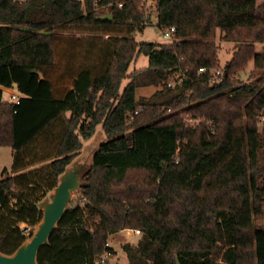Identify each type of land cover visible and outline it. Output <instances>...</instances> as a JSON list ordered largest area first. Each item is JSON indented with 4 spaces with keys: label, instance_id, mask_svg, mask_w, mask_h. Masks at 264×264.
Returning <instances> with one entry per match:
<instances>
[{
    "label": "trees",
    "instance_id": "16d2710c",
    "mask_svg": "<svg viewBox=\"0 0 264 264\" xmlns=\"http://www.w3.org/2000/svg\"><path fill=\"white\" fill-rule=\"evenodd\" d=\"M155 2L157 26L175 27L169 44L131 35L145 26L140 0H0V146L13 151L0 179L1 253L33 234L39 203L100 130L104 140L37 264H94L115 253L108 238L125 229L141 233L122 246L126 264H264L256 224L264 214V15L257 0ZM107 5L108 18L98 10ZM87 25L130 27L108 38L99 75L55 32ZM219 34L236 47L217 84L198 69L219 67ZM141 54L147 65L129 72ZM250 61L252 79L241 82ZM178 70L182 82L167 86ZM150 85L162 88L137 96ZM3 88L16 90L18 103ZM187 115L200 123L186 126ZM58 119L64 129L38 180L25 149Z\"/></svg>",
    "mask_w": 264,
    "mask_h": 264
},
{
    "label": "rangeland",
    "instance_id": "374dc122",
    "mask_svg": "<svg viewBox=\"0 0 264 264\" xmlns=\"http://www.w3.org/2000/svg\"><path fill=\"white\" fill-rule=\"evenodd\" d=\"M142 3V9L145 12V26L138 31L133 32L131 35L137 42H151L156 44H169L171 40L165 39L162 36L161 28L157 26L156 20V8L155 0H140ZM258 13H264V0H258ZM108 6H98L99 11L103 13V17L108 18L110 13L107 11ZM58 28L55 32L56 34H61L67 39V49H71L73 54L77 55L78 61L83 65H87L92 69L94 74H101L105 65L109 62L111 48L109 49L108 38L121 37L129 35L130 27H115L112 25H87V26H77L68 29ZM216 42L218 44V58L220 67L222 68L231 58L233 51L235 50L236 43L233 41L223 40L219 34ZM88 48L83 50L85 46ZM262 44L256 43L255 48L257 52L262 50ZM106 51V52H105ZM148 63L147 56L141 54L135 62H132L129 66V72L133 70L141 69ZM80 66V65H79ZM77 68V67H76ZM253 68V61L248 63V66L239 72V79L241 82H249L251 77V70ZM125 80L124 82H126ZM162 88V85H150L146 87H141L137 89V96L150 97L156 90ZM17 96L16 90H8L5 92L4 99H9V94ZM194 123L195 120H192ZM64 129V124L62 119L56 120L52 126L47 130L43 131L37 136V138L26 147L25 158L28 164V169L33 172V177L40 180L41 176L48 170V164L51 160L49 157L55 151L58 139L61 132ZM104 140V136L100 130H97L95 134L83 142V147L79 151L78 155L69 165L82 164L83 171L89 166L91 153L97 147V145ZM12 149L9 146H0V179L2 178L3 169L10 171L12 166ZM48 192L46 198L49 197ZM76 193V192H75ZM74 198V197H72ZM71 201V200H70ZM256 224H262L264 226V219L258 218ZM36 228V226H35ZM34 228V230H35ZM34 233V231H33ZM140 234L133 235L127 233V231L115 233L110 235L108 238L109 244L114 246L115 253H113L109 258V264H126L127 256L122 250V246L125 243L135 244ZM31 237V236H30ZM28 237V239L30 238Z\"/></svg>",
    "mask_w": 264,
    "mask_h": 264
},
{
    "label": "water",
    "instance_id": "95a60500",
    "mask_svg": "<svg viewBox=\"0 0 264 264\" xmlns=\"http://www.w3.org/2000/svg\"><path fill=\"white\" fill-rule=\"evenodd\" d=\"M82 172L83 165L78 164L69 166L60 175L59 181L49 197L39 203L43 215L36 225L34 233L11 255L0 252V264H37L38 251L47 244L50 234L64 215L74 191L81 185Z\"/></svg>",
    "mask_w": 264,
    "mask_h": 264
},
{
    "label": "built area",
    "instance_id": "2783aa9c",
    "mask_svg": "<svg viewBox=\"0 0 264 264\" xmlns=\"http://www.w3.org/2000/svg\"><path fill=\"white\" fill-rule=\"evenodd\" d=\"M155 7H156V2H155L154 8ZM263 15H264V13H263ZM161 32H162L163 38H165V39H169L172 41L175 38L174 37L175 27H173V26L162 27ZM198 73L199 74H207L210 83H217L218 84L225 77V74H224V72L220 66L217 68H214V69H207L206 67H201L198 69ZM184 76H185L184 73L180 70L172 72L168 75L165 83L167 86H174L175 84H180L182 82ZM18 98H19V95L14 96L12 93V94H9L8 101L18 103ZM192 120H195L196 122L194 123ZM183 121H184L186 126L189 125V126L196 127L200 123V118H195V117H191V116L187 115V116L183 117ZM263 122H264V109L260 110V112H259V123L261 124ZM206 123L211 124V125L213 124V122L211 120H206ZM210 132L211 133L214 132V129L212 126L210 127ZM263 219H264V214H263ZM23 232L28 234V232H29L28 228H24ZM127 233L137 235V234H140V231L138 229H127ZM110 256L111 255H109L108 252H104L94 261V264H106V261L109 260Z\"/></svg>",
    "mask_w": 264,
    "mask_h": 264
},
{
    "label": "crops",
    "instance_id": "0c3cea01",
    "mask_svg": "<svg viewBox=\"0 0 264 264\" xmlns=\"http://www.w3.org/2000/svg\"><path fill=\"white\" fill-rule=\"evenodd\" d=\"M257 1H258V0H257ZM3 90H4L5 92L8 91V90L13 91V89H6V88H3ZM18 95H19V94H18ZM124 231H127V229H125V230H123V231H121V232H124ZM112 245H113V247L116 246L115 243H113Z\"/></svg>",
    "mask_w": 264,
    "mask_h": 264
}]
</instances>
